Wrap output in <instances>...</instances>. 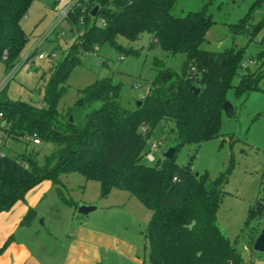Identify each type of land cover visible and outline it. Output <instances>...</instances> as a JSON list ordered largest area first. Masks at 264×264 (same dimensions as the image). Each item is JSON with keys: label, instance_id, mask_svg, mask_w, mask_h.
<instances>
[{"label": "trees", "instance_id": "1", "mask_svg": "<svg viewBox=\"0 0 264 264\" xmlns=\"http://www.w3.org/2000/svg\"><path fill=\"white\" fill-rule=\"evenodd\" d=\"M33 1L0 0V61L7 64L9 72L29 40L20 23ZM176 3L177 0H88L87 7L74 8L70 15L76 16L78 24H85L84 30L61 60L51 64L41 105L9 102L4 90L0 92L2 139L35 136L40 143L52 146L42 164L34 148L24 155L0 157V213L43 181L55 186L64 204L77 207L63 197L60 189L61 176L77 173L86 181L99 183L100 197H107L113 189L125 191L151 212L144 231L149 264H252L216 223L228 172L211 179L206 173L195 174L187 166L177 165L174 157L184 145H200L218 138L226 91L233 87L237 97L261 91L264 72L243 71L242 47L232 46L218 53L203 50L201 45L207 42L214 22L204 10L173 16ZM263 5L254 0L249 12L229 26L230 34L251 42L264 23L246 26L244 20L248 16L252 20V12ZM94 8L97 11L92 17ZM144 33L157 40L156 45L167 58L185 56L179 72L154 58L148 92L140 98L139 105H122L123 84L106 76L82 89L64 115L57 113L58 102L68 90V76L81 65L84 53L103 46L119 49L118 38L132 42ZM37 52L35 48L23 63ZM125 53L138 54L132 49ZM262 56L261 51L257 59ZM235 77L238 82L233 85ZM196 89L199 92L194 95ZM169 123L173 125V157L155 166L143 164V156L149 153L145 149L150 134L157 126ZM260 191L264 192V164ZM263 214L264 196H259L242 231L252 218L258 220ZM35 216L29 209L21 224H29ZM10 241L7 239L0 247V253Z\"/></svg>", "mask_w": 264, "mask_h": 264}, {"label": "rangeland", "instance_id": "2", "mask_svg": "<svg viewBox=\"0 0 264 264\" xmlns=\"http://www.w3.org/2000/svg\"><path fill=\"white\" fill-rule=\"evenodd\" d=\"M253 1L177 0L172 14L182 17L188 12L204 10L214 23L208 31L207 42L203 43L201 48L218 53L232 46L242 47L244 48L241 64L243 71L260 74L264 72V45L261 44L264 40V24L249 43L243 37L231 35L229 32V26L237 24L249 12ZM70 2L71 0H60L57 2V10H62ZM260 2L264 4V0ZM87 3L82 6L83 9L88 6ZM54 4V0L46 2L34 0L21 20V27L29 40L14 62L15 69L12 77L0 89V92L4 90L9 102L21 101L25 104L40 106L44 97V86L50 78L48 71L51 64L61 60L74 39H77L84 30L85 24H80L83 23L82 21L78 24L76 16H72L70 17L71 28L66 29L63 36L54 33L44 42H39L57 16L53 10ZM251 17L252 20H249V16L244 20L246 26L264 23V5L252 12ZM89 24L88 20L87 25ZM73 27L76 28L77 38H74L72 33ZM152 40L151 35L144 33L132 42L118 38L119 49L103 46L97 51L84 53L81 56V65L68 76L66 82L68 90L58 102L57 113L64 115L66 108L72 107L78 99L82 89L96 79L106 76L123 84L120 102L122 105L133 107L148 92L147 81L151 76L154 58L164 60L168 68L179 72L185 56L177 54L167 58L166 54L152 43ZM35 48H38L35 57L23 63ZM127 49L137 51L138 54H126ZM261 51L263 56L257 59V54ZM39 54L44 58L39 59ZM8 74L7 64L0 61V88ZM43 74L44 78L39 81V77ZM237 82L238 77H235L232 84L236 85ZM260 87L261 91H252L240 97L235 95L233 87L228 89L225 99L234 111L231 118H227L223 113L220 123L221 135L200 145H184L178 149L174 157L177 165L187 166L195 174L206 173L211 179H215L222 172H228L229 180L224 187L226 193L217 212L216 223L242 257L245 260L251 259L252 264H264V253L253 250V244L264 228V214L258 220L252 218L249 227L242 231L250 208L259 196H264V192L260 191L264 164V81ZM3 126L4 123L0 118V154L24 155L34 148L40 153L39 163H43L44 155L48 154L52 148L50 144L41 142L39 145H33L24 138L10 137L3 140ZM172 129L173 125L169 123L164 127L159 125L152 131L145 150L150 152L152 144L160 143V145L152 153L153 160L146 155L143 156L141 160L143 164L155 166L163 162L164 153L174 143ZM60 181L63 197L75 202L77 207L64 204L57 195L55 186H51L46 199V203L51 205V210L49 215H44L46 217L53 215V222L59 233H65L68 226H74L77 218L85 220V216L77 211L78 206L85 201L96 207L86 216L87 222L127 242L135 250L133 261L121 260L116 255L110 254V261L105 260L104 264H149V247L144 238V231L151 219V212L147 208L129 193L117 189L111 190L107 197L102 198L99 183L86 181L77 173L63 175ZM75 209L77 210L74 213ZM42 219L39 218L36 222L38 228L44 225Z\"/></svg>", "mask_w": 264, "mask_h": 264}, {"label": "crops", "instance_id": "3", "mask_svg": "<svg viewBox=\"0 0 264 264\" xmlns=\"http://www.w3.org/2000/svg\"><path fill=\"white\" fill-rule=\"evenodd\" d=\"M51 186L49 181L41 182L10 209L0 213V247L11 238L0 253V264H104L105 260L110 261V254L121 260H135L133 247L97 229L86 221V216L84 221L77 218V223L68 226L65 233H59L53 215H44H49L51 210V205L46 203ZM82 204L90 205L85 201ZM29 209H33L36 216L29 224L22 225ZM39 218L44 221L41 228L36 226Z\"/></svg>", "mask_w": 264, "mask_h": 264}, {"label": "built area", "instance_id": "4", "mask_svg": "<svg viewBox=\"0 0 264 264\" xmlns=\"http://www.w3.org/2000/svg\"><path fill=\"white\" fill-rule=\"evenodd\" d=\"M41 1L46 2L48 0H41ZM59 1L60 0H54V3L55 4L53 6V10L57 13V16L55 17L54 22L48 28V30L46 32V35L43 38H40L39 39V42H44L45 40H47V38L49 36H51L54 33H57V34H60V36H63L65 34V30L68 29V28H71L70 15L73 12V9L74 8H81L84 4L87 3V0H71V2L66 7H64L62 10H59L58 11L57 10V2H59ZM100 24L101 25H104V22L103 21H100ZM72 33L74 35V38H77L78 37L75 34L76 33V28L73 27ZM152 43L153 44H156L157 43V40L156 39H153L152 40ZM38 58L39 59H43L44 56L41 55V54H39ZM14 69L15 68H13L9 72V74L7 75L4 83L1 85V88L0 89H2V86H4V84L10 79V77H12V75L14 73ZM0 117H1V114H0ZM24 140L25 141H28V142H32L33 145H39L40 144V141L35 136H33L31 138L30 137H24ZM159 145H160V143L159 144H152L151 145V150L146 155L150 160H153L152 153L157 150V148L159 147ZM3 156H4L3 154H0V157H3Z\"/></svg>", "mask_w": 264, "mask_h": 264}, {"label": "water", "instance_id": "5", "mask_svg": "<svg viewBox=\"0 0 264 264\" xmlns=\"http://www.w3.org/2000/svg\"><path fill=\"white\" fill-rule=\"evenodd\" d=\"M96 11H97V8H94L92 12L90 13V15L94 17L96 15ZM198 92L199 90L196 89L194 92V95H196ZM139 104L140 103L138 102L137 105ZM233 111H234L233 107L228 102H225L223 104V113L225 114L227 118H231L233 116ZM174 153H175V142L173 143V146L164 153V158L171 159ZM95 209L96 207L93 205L80 204L78 206L77 211L83 216H87L89 213H91ZM253 250L258 253H264V228L261 230L259 236L256 238L253 244Z\"/></svg>", "mask_w": 264, "mask_h": 264}]
</instances>
